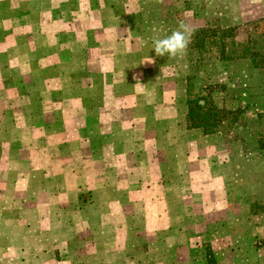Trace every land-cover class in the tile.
I'll return each mask as SVG.
<instances>
[{
    "label": "rangeland",
    "instance_id": "374dc122",
    "mask_svg": "<svg viewBox=\"0 0 264 264\" xmlns=\"http://www.w3.org/2000/svg\"><path fill=\"white\" fill-rule=\"evenodd\" d=\"M52 1L0 0V264H165L164 229L148 222L163 157L194 152L188 84L226 111L205 138L250 139L256 158L264 145V0H107L88 16ZM181 22L237 30L224 55L157 56L152 41ZM211 143L199 152L226 154ZM182 211L173 201L170 216Z\"/></svg>",
    "mask_w": 264,
    "mask_h": 264
},
{
    "label": "crops",
    "instance_id": "0c3cea01",
    "mask_svg": "<svg viewBox=\"0 0 264 264\" xmlns=\"http://www.w3.org/2000/svg\"><path fill=\"white\" fill-rule=\"evenodd\" d=\"M67 1L73 7L74 4H83V11L88 16L103 11L101 5L107 0ZM72 10L67 11L70 17H74ZM54 12L49 11L55 16ZM183 131L190 133L182 140L194 146V152L175 158L163 157L166 167L160 177L164 181L157 183L155 191L153 189L154 200L161 204L162 211L157 213L153 222H148L149 226L164 229L165 264H264V247L253 246L256 237L264 236L263 218L257 213V209H261L260 213L264 210V145L258 147L260 155L256 158V153L248 148L250 139L233 142L217 137L208 139L202 130L189 129L188 124ZM206 141L226 154L200 153ZM233 145L238 153L232 152L230 147ZM255 161H261L259 167L255 165L259 171L253 169ZM170 162L173 163L171 167ZM173 178L180 179L181 188L186 191L180 200L170 199V189L175 185ZM143 182L140 181L139 189L148 187ZM173 201L181 204L184 214L180 217L169 214ZM257 224L262 226L257 227ZM254 227L258 230L255 231ZM238 241L244 243L239 244L241 248H238Z\"/></svg>",
    "mask_w": 264,
    "mask_h": 264
},
{
    "label": "trees",
    "instance_id": "16d2710c",
    "mask_svg": "<svg viewBox=\"0 0 264 264\" xmlns=\"http://www.w3.org/2000/svg\"><path fill=\"white\" fill-rule=\"evenodd\" d=\"M235 30H237V27L226 29H221L220 27L196 28L192 31L189 48L201 52L203 50L205 51L208 46L219 43L220 54L224 55L228 39L235 36ZM211 38H217L218 41L211 40ZM248 51L249 49H244L241 53L248 54ZM253 61L256 65L258 64L255 59ZM192 87L193 85L191 83L188 84V98L186 101L188 128L201 129L205 135L214 134L217 132L222 115L226 111L220 110L211 104L212 97L210 94L212 92L193 96Z\"/></svg>",
    "mask_w": 264,
    "mask_h": 264
},
{
    "label": "clouds",
    "instance_id": "9594fccd",
    "mask_svg": "<svg viewBox=\"0 0 264 264\" xmlns=\"http://www.w3.org/2000/svg\"><path fill=\"white\" fill-rule=\"evenodd\" d=\"M191 30L181 22L176 30L152 41L157 56L178 57L184 54L191 40Z\"/></svg>",
    "mask_w": 264,
    "mask_h": 264
}]
</instances>
